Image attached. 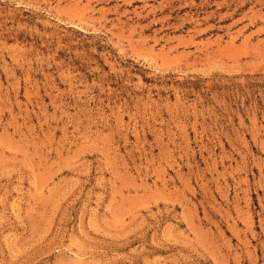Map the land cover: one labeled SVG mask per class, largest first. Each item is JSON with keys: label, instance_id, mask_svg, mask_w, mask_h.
Wrapping results in <instances>:
<instances>
[{"label": "rangeland", "instance_id": "rangeland-1", "mask_svg": "<svg viewBox=\"0 0 264 264\" xmlns=\"http://www.w3.org/2000/svg\"><path fill=\"white\" fill-rule=\"evenodd\" d=\"M0 264H264V0H0Z\"/></svg>", "mask_w": 264, "mask_h": 264}]
</instances>
